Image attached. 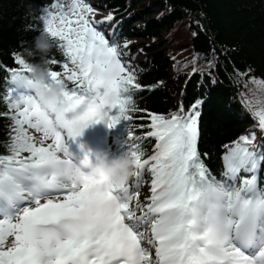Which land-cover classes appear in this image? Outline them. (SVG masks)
<instances>
[{"label":"snow or ice","instance_id":"obj_1","mask_svg":"<svg viewBox=\"0 0 264 264\" xmlns=\"http://www.w3.org/2000/svg\"><path fill=\"white\" fill-rule=\"evenodd\" d=\"M50 7L40 17L43 30L66 59L48 58L61 68H49V77L62 89L67 111L62 105L51 116L40 111L31 69L14 52L17 67L4 69L8 88L0 97L8 108L0 115L12 121L9 154L0 155V264H264V150L250 149L255 133L223 146L217 179L198 149L203 102L197 101L169 115L147 113V137L156 145L145 156L144 137L131 125L133 113L146 111L134 96L144 86L113 36L98 27L113 16L97 21L87 0H54ZM21 87L31 91L21 94ZM253 116L264 131V108ZM121 121L128 123L135 183L117 190L102 180L72 182L90 158L86 153L77 161L66 142L89 125L112 129ZM145 184L150 195L141 200ZM105 204L107 213L93 211Z\"/></svg>","mask_w":264,"mask_h":264},{"label":"trees","instance_id":"obj_2","mask_svg":"<svg viewBox=\"0 0 264 264\" xmlns=\"http://www.w3.org/2000/svg\"><path fill=\"white\" fill-rule=\"evenodd\" d=\"M53 2L0 0V97L8 88L4 69L17 67L14 52L25 58L24 49L43 30L40 17L52 10ZM87 2L94 8L92 0ZM102 5L113 19L98 27L106 35L107 28L112 29L120 54L126 41L136 45L143 40L145 60L135 73L144 87L134 96L146 111L133 113L131 125L135 136L144 137L140 143L145 156L156 145L155 138L147 137V113L169 115L197 101L203 102L198 149L217 179L222 178L225 144L255 133L250 149L264 150V131L253 116L264 108V86L253 82L264 81V0H102ZM58 45L54 41L48 58L63 62ZM49 68L61 70L59 65ZM6 112V104L0 102V113ZM11 124L8 116L0 115V155L9 154ZM119 126L129 134L127 122ZM259 180L264 188V168Z\"/></svg>","mask_w":264,"mask_h":264},{"label":"clouds","instance_id":"obj_3","mask_svg":"<svg viewBox=\"0 0 264 264\" xmlns=\"http://www.w3.org/2000/svg\"><path fill=\"white\" fill-rule=\"evenodd\" d=\"M53 45L54 41L49 33L41 30L34 43L24 49L25 60L31 69L28 79L39 109L49 116L54 115L57 105H62L65 111H67L68 105L62 89L50 81L48 55ZM37 57L39 58L38 62H36ZM76 127H80V125H76ZM136 171V161L128 153L113 157L110 152L105 151L98 154L94 161L90 159L83 170L74 171L70 179L77 184L85 182L86 179L102 180L119 190L130 184ZM110 209L111 205L105 204L94 208L93 211L104 214Z\"/></svg>","mask_w":264,"mask_h":264},{"label":"rangeland","instance_id":"obj_4","mask_svg":"<svg viewBox=\"0 0 264 264\" xmlns=\"http://www.w3.org/2000/svg\"><path fill=\"white\" fill-rule=\"evenodd\" d=\"M92 5L96 10L95 19L97 21L107 17V11L102 5V0H92ZM107 22V21H106ZM106 22L100 27H105ZM107 28V27H106ZM112 29L107 28L106 33L111 35ZM143 43V40H139L136 45H128L125 47L121 53V58L130 66V69L138 71L141 65L145 60L144 50L140 44ZM30 133L36 137L38 140L40 133L35 132V130H29ZM129 134L126 133L124 128H120L119 124L115 128L109 129L103 122L95 123L90 125L85 129L81 136L77 137L74 141L68 140L66 146L68 147L69 152L74 157L75 152H79L82 148H85V154L87 153V146H90V150L93 152L88 155L90 159L93 158V155L97 156L98 154L105 151L117 150L118 156H121L128 151L127 140ZM50 142V141H49ZM81 146H83L81 148ZM155 149V145H152L148 155H151ZM82 155H80V159ZM150 180V176L146 177ZM135 181L132 180L130 184H134ZM12 238L10 237L8 243H11Z\"/></svg>","mask_w":264,"mask_h":264},{"label":"bare ground","instance_id":"obj_5","mask_svg":"<svg viewBox=\"0 0 264 264\" xmlns=\"http://www.w3.org/2000/svg\"><path fill=\"white\" fill-rule=\"evenodd\" d=\"M73 152V150L71 151V153ZM86 152H87V154L88 155H90V154H92L93 152L90 150V146H87V150H86ZM108 152H110L111 154H112V156L113 157H117L118 156V152H117V150L115 151V150H109ZM83 155H85V153L83 154ZM82 155V156H83ZM82 156H81V158H82ZM95 155H93V158L91 159V160H95ZM74 158L78 161V160H80V154L78 153V152H75L74 153ZM149 174L147 173V172H145L144 173V177H147ZM147 195H150V190H149V186L147 185V184H145V186H143L142 188H141V196H140V199L141 200H143L144 199V197L145 196H147Z\"/></svg>","mask_w":264,"mask_h":264}]
</instances>
